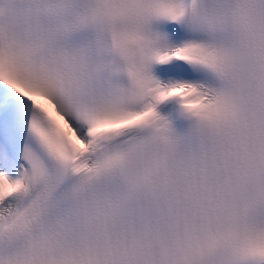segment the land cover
Here are the masks:
<instances>
[{"label":"snow or ice","instance_id":"snow-or-ice-1","mask_svg":"<svg viewBox=\"0 0 264 264\" xmlns=\"http://www.w3.org/2000/svg\"><path fill=\"white\" fill-rule=\"evenodd\" d=\"M0 264H264V0H0Z\"/></svg>","mask_w":264,"mask_h":264}]
</instances>
